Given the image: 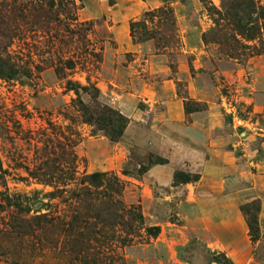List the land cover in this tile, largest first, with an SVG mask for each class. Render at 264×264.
Masks as SVG:
<instances>
[{"label": "rangeland", "instance_id": "rangeland-1", "mask_svg": "<svg viewBox=\"0 0 264 264\" xmlns=\"http://www.w3.org/2000/svg\"><path fill=\"white\" fill-rule=\"evenodd\" d=\"M50 1L0 0L17 66L0 78V264H264V21L245 42L211 33L231 0H70L69 17ZM82 106L126 118L120 140Z\"/></svg>", "mask_w": 264, "mask_h": 264}, {"label": "trees", "instance_id": "trees-1", "mask_svg": "<svg viewBox=\"0 0 264 264\" xmlns=\"http://www.w3.org/2000/svg\"><path fill=\"white\" fill-rule=\"evenodd\" d=\"M80 1V0H78ZM50 1L48 3V6L50 7V11L45 13L46 15L51 16L52 15V9L57 7L56 12L59 14L66 15L67 17L70 16V10H68V6L71 5L74 9V2L70 0H56ZM27 9V10H26ZM26 13H29V17L33 16V19L38 20L40 14L39 9L34 6H27L26 7ZM29 9V10H28ZM12 12H14L17 16L15 17V20H20L23 24L26 23L25 13L21 11V8H13ZM218 19L214 21V30L211 32L221 33L222 30L221 26L224 24L226 27H229V25L232 27V31L236 33L239 37L242 38L245 42H252L257 39V37L261 34V26L262 21H264V6H260L256 4V2H253V0H231L230 5H227L224 8L223 12H217L216 13ZM48 18V17H47ZM9 25L14 22V17L12 16V19L9 21ZM223 23V24H222ZM222 24V25H221ZM138 27V25H132L130 30L132 36L135 34V28ZM205 38V37H204ZM6 39V38H5ZM10 39V38H7ZM233 44L238 46L240 43L233 38L231 39ZM245 49H248L245 46ZM6 50H3V54L5 55ZM2 54V55H3ZM0 55V78L4 80H13V78L16 76L17 66L13 64V60L9 56H2ZM70 65V64H69ZM67 88L70 91H73L76 95H78L79 91H83L82 88L76 87L70 83L67 84ZM79 104H82L79 101ZM82 117L84 119L85 123H88V125H92L96 127L99 131L104 132L106 136L111 139L112 141H118L123 135L124 130L127 127L128 121L126 118L122 117L119 113H116L112 111L111 109H106V107H103V110L100 114H97L96 116L93 115L91 112H89L88 109L84 108L82 106L81 108ZM95 116V117H94ZM161 164H164V162H160ZM159 163V164H160ZM146 168H141L139 172L141 174L146 173ZM104 175L101 174H93L90 175L84 180H82V184L87 183L88 185L94 187V188H100L104 187V185H108V181H103L102 178H104ZM175 180L180 184H187L191 180L190 178H186L183 175H177ZM107 187V186H106ZM107 189V188H106ZM111 191V190H110ZM112 194L119 195L120 194V188L115 184V189L112 190ZM85 196H88L85 194ZM106 196V195H105ZM106 198H110V195ZM112 208L111 211L115 212L118 210H121L122 206L119 204V201H115L111 204ZM241 212L247 217V225H248V232H249V238L252 243L259 240V230H258V223L256 220L253 219V217L250 215L248 208L243 207L241 209ZM126 213V212H125ZM127 218L130 223L132 222H142V217L134 212L133 210L127 211ZM148 235L155 237L159 233V229L157 227L148 228L146 230Z\"/></svg>", "mask_w": 264, "mask_h": 264}, {"label": "crops", "instance_id": "crops-1", "mask_svg": "<svg viewBox=\"0 0 264 264\" xmlns=\"http://www.w3.org/2000/svg\"><path fill=\"white\" fill-rule=\"evenodd\" d=\"M103 1L106 2V0H103ZM157 2H158V0H153V2L151 4H149V3H147V4H148V6L151 7V6H154ZM261 219L263 221V223L261 224V227H260L261 228V234H262V236H264V205L261 208Z\"/></svg>", "mask_w": 264, "mask_h": 264}]
</instances>
